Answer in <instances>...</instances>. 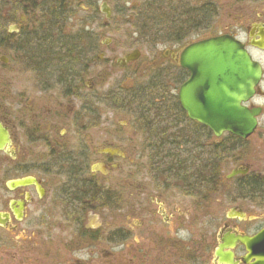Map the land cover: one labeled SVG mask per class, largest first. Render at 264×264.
Returning a JSON list of instances; mask_svg holds the SVG:
<instances>
[{"label":"flooded vegetation","instance_id":"flooded-vegetation-1","mask_svg":"<svg viewBox=\"0 0 264 264\" xmlns=\"http://www.w3.org/2000/svg\"><path fill=\"white\" fill-rule=\"evenodd\" d=\"M8 2L10 49L41 65L31 90L0 86V264H255L241 241L264 227V170L250 162L251 147L264 146V0H37L30 22ZM120 32L129 49L118 55L109 37ZM215 39L260 69L241 103L258 110L246 138L216 137L180 103L191 77L196 96L205 89L186 52ZM116 68L175 84L181 173L157 166L171 136L155 110L137 109L159 101L111 87Z\"/></svg>","mask_w":264,"mask_h":264},{"label":"water","instance_id":"water-1","mask_svg":"<svg viewBox=\"0 0 264 264\" xmlns=\"http://www.w3.org/2000/svg\"><path fill=\"white\" fill-rule=\"evenodd\" d=\"M12 30L16 27L9 28V32ZM0 62L5 63L6 59L0 57ZM194 62H198V68L204 72L200 82L205 89L196 96L191 77L180 90V103L188 118L209 127L216 137L225 131L241 138L251 135L258 110H248L241 103L253 96L260 77L259 66L238 44L228 39L209 40L191 47L185 57L186 67L191 72ZM241 243L255 264H264V227Z\"/></svg>","mask_w":264,"mask_h":264},{"label":"rangeland","instance_id":"rangeland-1","mask_svg":"<svg viewBox=\"0 0 264 264\" xmlns=\"http://www.w3.org/2000/svg\"><path fill=\"white\" fill-rule=\"evenodd\" d=\"M6 24V21L4 22ZM9 28V27H8ZM3 30L4 33L6 32V25L1 26L0 23V31ZM3 33V34H4ZM1 34V33H0ZM2 35V34H1ZM1 37V36H0ZM112 40L111 46L114 48V50L117 52V54H121L125 52L128 48L129 44V39L127 40L122 33H115V34H110L109 37ZM134 38V37H133ZM8 44L4 47V53H0L4 57H7L9 62L8 64H2L0 63V86H2L4 80L5 84L3 87L6 85V83H10L14 87V91L19 92V91H25L26 89H30L31 87V78L36 76L37 70L40 69L39 64L37 61L34 62V60L31 58V50L27 51V53L23 54L21 51H17L15 49H9V46L11 45L9 42ZM160 51V48L156 50V53ZM0 55V56H1ZM39 64V66H37ZM109 71V70H107ZM96 72V71H95ZM111 78L109 83L111 84V87L115 86H120L122 85L123 89L125 90L124 93L128 91V93H136L137 90L140 88L144 89L146 84H152L154 85H163V81L157 80H151V76L153 74V70L146 71L143 73L142 77L138 78L132 76V73L130 70H121L119 68L110 70ZM96 76V75H95ZM135 78V80H131V83L129 84V78ZM6 78L10 81H6ZM126 78V79H125ZM157 78V75L155 76ZM29 83V84H26ZM8 86V85H7ZM31 90V89H30ZM142 91V90H141ZM28 92V91H27ZM127 93V94H128ZM117 122H120L121 124H129V116H123L121 114L116 117ZM141 152H144V149H138ZM126 152V151H125ZM251 153L255 155V157H258L256 160H251V163L256 164L258 166V169L262 172L264 170V146H258L256 148L251 147ZM142 161V160H141ZM143 162V161H142ZM137 171L140 173H144L147 170H143V163H140L139 165L137 164Z\"/></svg>","mask_w":264,"mask_h":264},{"label":"trees","instance_id":"trees-1","mask_svg":"<svg viewBox=\"0 0 264 264\" xmlns=\"http://www.w3.org/2000/svg\"><path fill=\"white\" fill-rule=\"evenodd\" d=\"M43 2H45L46 5H48V3L50 2V0H42ZM19 4V5H23L25 7L24 11L27 12L28 14V19L29 22L30 20L33 21V16H32V10H34V6H36L37 4V0H9L8 5H14V4ZM0 7H2L1 5V0H0ZM29 7V8H28ZM28 8V9H27ZM2 11V8H0V12ZM4 20H1L0 17V23L2 26V23L4 24ZM3 30L0 31V53H4V47L8 44L7 43V35L2 33ZM12 48L11 45L9 46V49ZM63 67L64 70L66 71L67 75H72L73 73L77 72V69L74 67V64L69 62L66 63ZM156 76V75H155ZM155 76L153 77V80H157L159 79V81H163V85H154L152 86V84H148L147 88L143 91H139L137 90L136 93H146L148 94V96H153V100L156 99L158 100V106L156 104H154V106L148 104V103H143V101L141 102V104L139 106H137V109L143 111L145 109H149L150 110H155L153 113L154 115H156L158 118H160V122L163 121V135H167L170 134L171 138H169L168 143L165 142L164 138H163V149H157L156 154L157 157L160 159L159 161H157V166L159 168L163 167V171L166 170L169 173H181L182 171L179 170V155H178V149H177V145H176V128H177V124L178 122L176 121V99L175 97L169 96V93H172L174 91L175 88V84L169 82V79H163V73H159L157 74V78H155ZM152 80V81H153ZM173 84V85H172ZM174 87L172 89V87ZM147 96V97H148ZM146 97V98H147ZM157 106V107H156ZM148 111V112H149ZM151 113H148V115ZM160 157H163V159L161 160ZM190 161H193V159H190ZM208 165V162H207ZM209 166V165H208ZM167 167V169H166ZM191 171V170H190ZM199 187H202V184L205 183L207 184V181H202L199 180Z\"/></svg>","mask_w":264,"mask_h":264}]
</instances>
